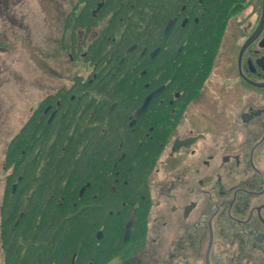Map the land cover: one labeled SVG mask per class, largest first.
Wrapping results in <instances>:
<instances>
[{"label":"flooded vegetation","instance_id":"af4514ba","mask_svg":"<svg viewBox=\"0 0 264 264\" xmlns=\"http://www.w3.org/2000/svg\"><path fill=\"white\" fill-rule=\"evenodd\" d=\"M90 1L56 0L49 34L69 72L82 61L89 75L68 73L28 118L74 131L99 103L88 114L99 116V245L77 247L72 264H264V0H144L143 14L136 0ZM14 4L0 1L6 19ZM129 57L143 77L114 85ZM33 249L25 264L69 258Z\"/></svg>","mask_w":264,"mask_h":264},{"label":"trees","instance_id":"16d2710c","mask_svg":"<svg viewBox=\"0 0 264 264\" xmlns=\"http://www.w3.org/2000/svg\"><path fill=\"white\" fill-rule=\"evenodd\" d=\"M97 2L91 0L89 7L96 6ZM113 3L114 0H107L106 6ZM136 3L135 13L143 14L147 4L144 0ZM133 60L129 57L115 63L114 78L118 82L114 85L130 86L132 81L143 77L139 74L143 66ZM136 82L134 85H138ZM88 101L90 110L95 108L99 113L95 98ZM89 108L82 117L83 121L88 120V124L81 125L82 130L78 124L70 131V124L64 118L51 129L49 124L42 126L33 116L10 142L5 167L13 169L7 177L0 232L13 264L25 247H28V259L24 258L23 264L35 252L33 247L43 246L69 247L70 250L61 249L69 258L57 264H72L77 247L99 245L95 238L99 229V127L96 125L99 116L96 113L89 116ZM157 117L152 115L153 120ZM165 117L170 119V113ZM126 153L127 157L131 155L127 150Z\"/></svg>","mask_w":264,"mask_h":264},{"label":"rangeland","instance_id":"374dc122","mask_svg":"<svg viewBox=\"0 0 264 264\" xmlns=\"http://www.w3.org/2000/svg\"><path fill=\"white\" fill-rule=\"evenodd\" d=\"M14 1V9L7 13V18L10 15L13 20L6 19L4 9L0 8V226L7 176L11 172L5 169L10 142L47 92L55 91L54 87L64 82L70 83L69 56L60 51L55 36L49 35L56 0ZM220 50L217 48L218 52ZM224 52H220V58ZM72 67V76L75 73L88 76L91 71L82 61ZM217 69H221L220 63ZM49 86L52 88L48 90ZM85 193L83 189L82 195ZM0 264H3L1 238Z\"/></svg>","mask_w":264,"mask_h":264},{"label":"water","instance_id":"95a60500","mask_svg":"<svg viewBox=\"0 0 264 264\" xmlns=\"http://www.w3.org/2000/svg\"><path fill=\"white\" fill-rule=\"evenodd\" d=\"M160 92V90L153 92L152 94L148 95L143 102V105L139 108V110L136 112V116L140 117L144 114V112L146 111L151 99L156 96L158 93Z\"/></svg>","mask_w":264,"mask_h":264}]
</instances>
